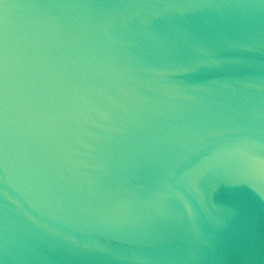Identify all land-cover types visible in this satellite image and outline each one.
<instances>
[{
    "label": "water",
    "instance_id": "obj_1",
    "mask_svg": "<svg viewBox=\"0 0 264 264\" xmlns=\"http://www.w3.org/2000/svg\"><path fill=\"white\" fill-rule=\"evenodd\" d=\"M184 2L187 0H0V118L5 34L10 118L17 115V104L31 78L29 62L37 48L69 73L79 75L90 52L115 49L143 56L161 38L171 39L174 54L186 69L171 81L188 97L177 102L184 111L177 109L174 118L142 113L140 118L125 117L129 123L120 131L107 133L88 125L77 133L83 144L72 141V159L89 167L78 170L83 185L79 192L70 191L90 205H107L125 213L122 229L94 235L88 239V247L82 240L73 244L51 235L14 233L12 222L31 209L10 186L0 182V264H264V173L259 170L242 178L247 192L244 199L215 201V208L210 207L212 219L201 217L182 228L154 224L147 237L138 235L142 224H147L152 179L151 165L133 147L138 141L158 135L162 128L167 130L169 123L178 127L183 122L220 133L213 141L217 147L225 139L246 141L236 146L264 161V0H195L205 7L184 17L125 11L130 5ZM38 11L50 13L55 26L41 44L34 36ZM171 24L180 25L203 54L191 52L182 40L169 37ZM141 94L168 102L147 89H141ZM114 97L117 104L129 106L123 93H114ZM88 133L110 137L106 147L111 162L103 169L89 157L99 156L92 149L104 145Z\"/></svg>",
    "mask_w": 264,
    "mask_h": 264
},
{
    "label": "clouds",
    "instance_id": "obj_2",
    "mask_svg": "<svg viewBox=\"0 0 264 264\" xmlns=\"http://www.w3.org/2000/svg\"><path fill=\"white\" fill-rule=\"evenodd\" d=\"M204 7L195 0H187L178 4L130 5L125 11L149 17L165 14L184 17ZM52 21L50 13H36L37 44L55 30ZM168 36L182 40L191 52L203 54L180 25H169ZM109 43H112L111 37ZM174 46L171 39L161 38L143 56L115 49L106 53L90 52V58L82 64L84 71L79 75L69 73L66 67L53 62L37 48L29 62L31 78L17 104V115L10 118L9 47L5 34L0 182L10 186L31 209V212L22 211L12 222L14 233L51 235L73 244L82 240L83 246L88 247L87 241L94 235L123 228L125 213L122 209L90 205L70 191L75 188L79 192L83 185L78 170L89 167L72 159V141L83 144L77 133L88 125L111 133L129 123L125 117L140 118L143 113L168 119L175 117L177 109L182 113L183 106L177 102L188 97L171 78L186 69L176 58ZM141 89L168 102L145 97ZM114 93H123L129 106L117 104ZM88 135L97 144L104 145L92 149L99 152V156L89 158L97 161L100 169L107 167L111 162L110 149L106 147L110 137ZM220 135L203 126L182 122L177 127L169 123L167 130L162 128L158 135L142 139L133 146L152 169L147 224H142L138 235L147 237L154 224L182 228L201 217L212 219L210 207L215 208L217 199L239 201L247 196L242 178L253 170L264 173V161L255 160L243 147L236 146L246 141L225 139L223 146L217 147L213 141Z\"/></svg>",
    "mask_w": 264,
    "mask_h": 264
}]
</instances>
